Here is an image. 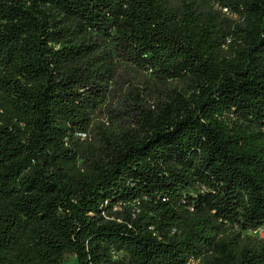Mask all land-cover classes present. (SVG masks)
Here are the masks:
<instances>
[{"label": "trees", "instance_id": "obj_1", "mask_svg": "<svg viewBox=\"0 0 264 264\" xmlns=\"http://www.w3.org/2000/svg\"><path fill=\"white\" fill-rule=\"evenodd\" d=\"M174 1L0 0V264H264V0ZM64 22L191 94L80 158L108 69Z\"/></svg>", "mask_w": 264, "mask_h": 264}, {"label": "rangeland", "instance_id": "obj_2", "mask_svg": "<svg viewBox=\"0 0 264 264\" xmlns=\"http://www.w3.org/2000/svg\"><path fill=\"white\" fill-rule=\"evenodd\" d=\"M169 3L172 7H178L174 0H169ZM64 25L70 27L72 35L71 41L62 46L88 45L87 52L92 55L89 56L86 67L90 70L98 68L99 71L108 69L103 78L106 89L104 102L90 116L87 131L73 137L74 147L80 158L92 159L100 152L105 141L117 142L123 134L134 131L131 117L136 105L148 112H154L158 105L173 97V92L183 96L191 94L193 84L190 81H159L149 73L115 61L108 55L110 47L100 38L80 32L69 22H64ZM243 235L263 241L264 229ZM62 264L77 262L73 255H66ZM188 264L204 262L190 261Z\"/></svg>", "mask_w": 264, "mask_h": 264}, {"label": "built area", "instance_id": "obj_3", "mask_svg": "<svg viewBox=\"0 0 264 264\" xmlns=\"http://www.w3.org/2000/svg\"><path fill=\"white\" fill-rule=\"evenodd\" d=\"M260 230V229H259ZM258 231V230H257Z\"/></svg>", "mask_w": 264, "mask_h": 264}]
</instances>
